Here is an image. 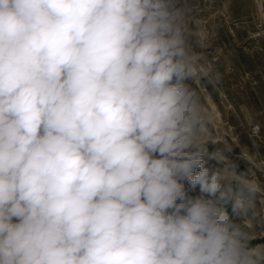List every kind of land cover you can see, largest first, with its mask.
Masks as SVG:
<instances>
[{"label":"clouds","instance_id":"9594fccd","mask_svg":"<svg viewBox=\"0 0 264 264\" xmlns=\"http://www.w3.org/2000/svg\"><path fill=\"white\" fill-rule=\"evenodd\" d=\"M189 36L181 0H0V264H264Z\"/></svg>","mask_w":264,"mask_h":264},{"label":"rangeland","instance_id":"374dc122","mask_svg":"<svg viewBox=\"0 0 264 264\" xmlns=\"http://www.w3.org/2000/svg\"><path fill=\"white\" fill-rule=\"evenodd\" d=\"M181 3L187 9L189 43L213 68L199 86L193 85L211 114V128L217 139H227L232 144L233 152L226 155L238 164V170L251 167L264 187V0ZM256 125L259 132L254 134L252 129ZM222 148L219 143L207 146L205 167L220 166L209 156ZM241 153L250 157V163L239 159ZM222 207L233 218L232 202ZM260 207L258 203L257 208ZM256 244H264V239L251 242V246Z\"/></svg>","mask_w":264,"mask_h":264},{"label":"built area","instance_id":"2783aa9c","mask_svg":"<svg viewBox=\"0 0 264 264\" xmlns=\"http://www.w3.org/2000/svg\"><path fill=\"white\" fill-rule=\"evenodd\" d=\"M262 167H263V171H264V160L262 161Z\"/></svg>","mask_w":264,"mask_h":264},{"label":"bare ground","instance_id":"6f19581e","mask_svg":"<svg viewBox=\"0 0 264 264\" xmlns=\"http://www.w3.org/2000/svg\"><path fill=\"white\" fill-rule=\"evenodd\" d=\"M262 5V4H261Z\"/></svg>","mask_w":264,"mask_h":264}]
</instances>
